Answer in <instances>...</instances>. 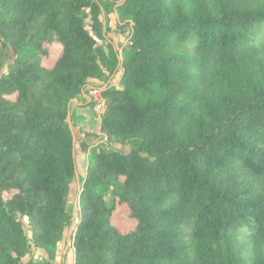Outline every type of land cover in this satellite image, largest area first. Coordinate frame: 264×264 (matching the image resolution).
Masks as SVG:
<instances>
[{
  "label": "trees",
  "instance_id": "obj_1",
  "mask_svg": "<svg viewBox=\"0 0 264 264\" xmlns=\"http://www.w3.org/2000/svg\"><path fill=\"white\" fill-rule=\"evenodd\" d=\"M115 7L0 0V264H56L76 172L69 106L105 77L101 16ZM117 12L129 45L102 90L107 145L79 180L72 264H264V0Z\"/></svg>",
  "mask_w": 264,
  "mask_h": 264
},
{
  "label": "crops",
  "instance_id": "obj_2",
  "mask_svg": "<svg viewBox=\"0 0 264 264\" xmlns=\"http://www.w3.org/2000/svg\"><path fill=\"white\" fill-rule=\"evenodd\" d=\"M121 1L123 0H116V7L114 10L109 14H102L101 16V21L104 27L108 29L104 35V40H101L98 44V46L102 47L106 56L105 64L107 67L103 69L105 77L102 79H88L85 86L86 88L119 85L121 76L120 67L129 45L128 37L130 34V21L128 19H122L117 12L118 4ZM112 67H114V73L107 77L110 72V68ZM69 115L71 120L70 126L75 141L74 153L77 176L75 177L74 182L79 185L80 178H83L85 175L91 149L97 145L105 146L102 142L104 136L100 133L99 120H97L93 114L92 108L90 107V101L85 90H82L80 95L70 103ZM80 144H83L86 147L85 152L80 149ZM73 183L70 187V193ZM38 253L41 255L45 254L42 251H38ZM56 259L57 255L54 262L56 264H61L60 262H62V260L60 262H56Z\"/></svg>",
  "mask_w": 264,
  "mask_h": 264
},
{
  "label": "rangeland",
  "instance_id": "obj_3",
  "mask_svg": "<svg viewBox=\"0 0 264 264\" xmlns=\"http://www.w3.org/2000/svg\"><path fill=\"white\" fill-rule=\"evenodd\" d=\"M86 23L89 24V19H86ZM57 52H58V47H54L51 50V60L52 58H55L57 56ZM50 61H48L46 63V65L49 64ZM91 107V106H90ZM93 111V110H92ZM94 114V113H93ZM95 116V114H94ZM96 117V116H95ZM96 119L98 120V118L96 117ZM103 149V147L101 145H97L94 148L91 149L90 151V157L88 158L89 163H92L93 161V157L94 155H96L98 152H100ZM78 191H79V185L78 183L74 182L73 183V187L71 190V193L69 195V222H70V226L67 228L66 230V234L63 240V243L60 247L57 248V259L55 260L56 262H60L62 260V262H60L61 264H71V261L73 263L72 260V253L71 251L68 249L70 246V242L67 245V239H68V235L70 232H72L73 226L74 224L76 225L77 221H78V213H77V197H78ZM128 211L126 208L121 207L116 209L113 217H112V223L113 225L118 228L121 232L125 233L127 232V230L130 229V227L132 226V222L131 220L128 218L127 216ZM55 255V257H56ZM47 256L41 255L36 251H33L32 253V258L33 261L36 262H40L41 260H45Z\"/></svg>",
  "mask_w": 264,
  "mask_h": 264
},
{
  "label": "built area",
  "instance_id": "obj_4",
  "mask_svg": "<svg viewBox=\"0 0 264 264\" xmlns=\"http://www.w3.org/2000/svg\"><path fill=\"white\" fill-rule=\"evenodd\" d=\"M104 88H106V87L105 86L98 87V88H96V87L95 88H93V87H89V88L84 87V89H83V90L86 91V94H87V96L89 98V101H90V106H91V108L93 110V113L98 118V120L101 119V116L103 115V113L105 112V109H106L105 100L102 97V90ZM102 142L104 143L105 146L107 145L106 137H104L102 139ZM74 229H75V224L73 226L72 232H73ZM72 232H70L69 235H68L67 245L69 244V238H70V235H71Z\"/></svg>",
  "mask_w": 264,
  "mask_h": 264
},
{
  "label": "water",
  "instance_id": "obj_5",
  "mask_svg": "<svg viewBox=\"0 0 264 264\" xmlns=\"http://www.w3.org/2000/svg\"><path fill=\"white\" fill-rule=\"evenodd\" d=\"M70 116V115H69ZM69 121H70V119H69ZM74 146H75V143H74ZM77 176V174H76V172H75V177ZM76 204H77V202H76Z\"/></svg>",
  "mask_w": 264,
  "mask_h": 264
}]
</instances>
